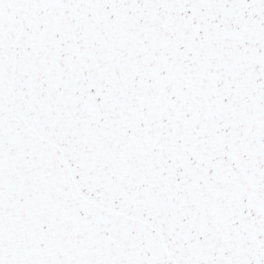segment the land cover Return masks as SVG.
I'll return each instance as SVG.
<instances>
[{
    "label": "snow or ice",
    "instance_id": "6c2138e0",
    "mask_svg": "<svg viewBox=\"0 0 264 264\" xmlns=\"http://www.w3.org/2000/svg\"><path fill=\"white\" fill-rule=\"evenodd\" d=\"M0 264H264V0H0Z\"/></svg>",
    "mask_w": 264,
    "mask_h": 264
}]
</instances>
